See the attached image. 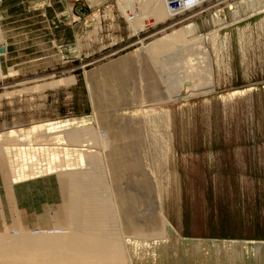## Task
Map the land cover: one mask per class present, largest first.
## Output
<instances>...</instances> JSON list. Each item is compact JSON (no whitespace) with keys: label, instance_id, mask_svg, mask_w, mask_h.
<instances>
[{"label":"rangeland","instance_id":"374dc122","mask_svg":"<svg viewBox=\"0 0 264 264\" xmlns=\"http://www.w3.org/2000/svg\"><path fill=\"white\" fill-rule=\"evenodd\" d=\"M124 2L47 0L43 10L30 12L22 7L18 10L25 11L18 13H7L4 2L0 67L7 77L0 79V134L15 129L28 135L35 126L75 119L95 123L94 90L114 94L124 86L129 98L133 92L141 94L147 60L140 54L155 40L185 30L191 42L163 54L153 69L162 81L160 91L175 97L142 108L128 106L129 112L146 111L143 121L148 132L141 150L145 168L138 174H124L127 185H122L140 196L147 192L138 188L139 181L157 184L158 190L149 195L148 201L154 203L148 206L150 212L159 202L157 191L162 192L165 215L187 239L264 243V14L249 19L264 10V0L254 7L251 4L258 0L177 1L179 12L144 28L129 24ZM221 12L223 23H215ZM179 54L184 58L182 67L175 66ZM201 58L212 67L213 88L191 92L190 83L198 82L188 83L186 71L203 66ZM37 86L44 89H34ZM106 110L111 119L123 114V110ZM28 147L27 143L18 146ZM61 175L66 176L56 173L34 181L37 217L31 214L30 218H37L38 226L41 219L45 221L46 208L62 209L56 177ZM40 226L50 227L48 222ZM164 249L176 260L187 253L180 247Z\"/></svg>","mask_w":264,"mask_h":264},{"label":"bare ground","instance_id":"6f19581e","mask_svg":"<svg viewBox=\"0 0 264 264\" xmlns=\"http://www.w3.org/2000/svg\"><path fill=\"white\" fill-rule=\"evenodd\" d=\"M177 1L180 3L187 0H125L123 5L128 8L125 14L129 24L134 28H144L179 12L177 9L181 4H177ZM260 1L251 6L258 5ZM263 14L264 10L257 11L251 14L249 19ZM222 16V12L221 15L218 13L215 23H220ZM187 42L185 30L179 29L146 46L144 52L140 54L143 60H147L139 85L141 94L133 92L132 98H129L126 95L127 91L125 90V93L122 89L124 86L119 87L114 94L99 92L97 87L94 90L95 102L91 99L95 120L93 124L75 119L35 126L33 132L28 135L23 130L15 129L0 134V163L3 167L5 164L4 170L7 171L6 174H10L13 185L35 181L56 173L66 175L56 176L63 198L62 209L56 211L48 208L44 214L50 227L39 225L36 227L38 234L34 235L33 232V236L30 234L29 237L26 236L23 226L13 229L19 234V238L8 237L5 234L4 239L0 241L1 244H5L3 250L0 247V264H264V243L187 239L180 235L181 232L172 226L165 215L162 208V192L157 191L159 202L150 212L148 206L154 203L148 201L149 195L155 192L157 184L152 186L151 181H139L138 188L142 193L147 192L140 196L133 192L135 187L131 188L133 191H126L122 185L124 174H138L137 172H143L145 168L141 150L145 146L144 141L148 132L145 130L148 129L145 128L146 119L143 121L146 111L129 112L128 106L133 103L142 108L149 103L158 104L175 97L174 94L169 95L160 91L162 81L153 69L160 64L163 54L173 50L176 45ZM181 58L180 55L175 66L178 64L182 67L184 61H181ZM201 64L203 66L198 67L196 72L193 71V67L187 68L188 83L189 80L198 82L190 83L191 92H196L198 88L201 91L202 87L213 88L212 67L205 58H201ZM162 65L165 66L163 63ZM4 74L0 67V79L7 77ZM115 76L119 82L123 81L120 80L119 74ZM183 85L182 83L176 90L178 91L176 94L181 91ZM34 89L42 90L44 86H37ZM168 89L170 90L167 88L166 92L170 93ZM251 90L252 88L237 91L232 96L242 95ZM185 91H189V88ZM164 94H168L166 98ZM105 108L118 112L123 110V114L120 118L111 119ZM21 143H27L29 147L18 148ZM174 177L179 189L178 175L175 174ZM5 181L7 183V178ZM133 181L135 182V179ZM11 193L9 192L10 196L13 195ZM14 206L17 205L14 203ZM167 246L180 247L182 249L179 251L187 250V253L193 254L194 256L189 255L195 258H189L187 253L181 255L179 253L180 258L173 259L170 254H164L167 251L163 250L168 249ZM175 254L176 252L173 255Z\"/></svg>","mask_w":264,"mask_h":264},{"label":"crops","instance_id":"0c3cea01","mask_svg":"<svg viewBox=\"0 0 264 264\" xmlns=\"http://www.w3.org/2000/svg\"><path fill=\"white\" fill-rule=\"evenodd\" d=\"M46 2H47V0H28V1H26V0H6L5 1V7H6L5 10L7 13H18V12H24L25 11V10L22 11V10H18V9H20L22 7H24V8L29 7L30 10H26V11L37 12V11H40L41 9L43 10V8L44 9L46 8V6H47ZM0 168L3 169V171H2V169H0V207H1L0 212L2 211L0 213V241L2 239H4L3 237L5 236V234L8 237L14 236V238L15 237L19 238V234L17 232H15L13 229L19 228L22 226H23V228H25L24 230H26V231H24L26 236L29 237L30 234L32 236H33V234L37 235L38 234V231L36 230V227H38V224H36L37 218L36 219L33 218V220L30 218L31 214L33 216L37 217V210H36L37 209L36 208V206H37V194L35 191L36 187H37L35 184L36 181L35 182L34 181L24 182L21 184H14L13 185L11 183V180H10V178H11L10 174H8V173H7L8 175L6 174L7 171L4 170L1 163H0ZM4 172H5L6 176H5ZM6 178H7V183L5 181ZM9 184L13 185V186H10ZM11 191H13L12 192L13 195H12ZM9 192L11 193L12 196H10ZM11 200H13V201L11 202ZM32 201H33V205H32ZM14 203H15V205H17L16 207L14 206ZM9 204H12V205H9ZM8 205L10 207H8ZM15 209L18 212H16ZM46 209L42 215L46 214ZM17 214H19V216ZM17 217H20V218H17ZM46 221H47V218H45V221H44V219H41L40 224L45 223ZM3 224H4V226H3ZM26 227H27V229H26ZM6 231L7 232L9 231V233H5ZM27 231H29V232H27ZM13 234H16V236ZM41 235H43V234H41ZM4 246H5V244L0 243V247L2 250H3V248H5Z\"/></svg>","mask_w":264,"mask_h":264},{"label":"built area","instance_id":"2783aa9c","mask_svg":"<svg viewBox=\"0 0 264 264\" xmlns=\"http://www.w3.org/2000/svg\"><path fill=\"white\" fill-rule=\"evenodd\" d=\"M5 0H0V7L4 4Z\"/></svg>","mask_w":264,"mask_h":264}]
</instances>
